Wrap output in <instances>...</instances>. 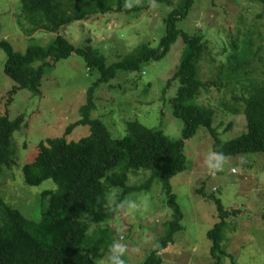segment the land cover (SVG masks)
Returning <instances> with one entry per match:
<instances>
[{
  "label": "rangeland",
  "instance_id": "rangeland-1",
  "mask_svg": "<svg viewBox=\"0 0 264 264\" xmlns=\"http://www.w3.org/2000/svg\"><path fill=\"white\" fill-rule=\"evenodd\" d=\"M180 1L121 0L120 10L114 1V10L72 22L54 33L43 29L31 32L21 0H0V40L24 53L31 45L48 46L60 35L76 48L90 44L100 49L108 64H113L137 52L141 45L157 48L166 31L164 19ZM176 27L202 36L205 43L199 77L211 86L196 103L214 111L212 126L223 143L237 138L246 129L245 118L226 107H232L234 97L241 96L249 84L264 80V6L248 0H194ZM246 42L250 43L251 57L243 69H233L229 58L241 56ZM185 48L178 38L160 60L151 61L139 72L118 73L100 84L94 90L91 118L102 121L113 139L123 138L126 124L134 121L160 130L172 140L181 139L183 122L173 116L169 103L178 82L163 91ZM5 62L6 55L0 49V114L8 112L12 121L23 116L24 126L13 134L14 163L2 171L0 196L28 220L39 221L41 194L57 187L52 180L27 185L22 169L33 161L40 142L63 136L66 128L80 119L79 109L86 103L87 91L98 73L89 71L81 57L71 55L45 68L40 94L20 89L9 100L10 91L17 85L4 74ZM88 134L87 126H77L66 140L77 142ZM212 145V136L203 128L185 141L186 169L170 180L171 193L182 212V229L162 252V264L217 262L210 254L212 242L207 233L219 219L209 195L219 199L230 213L221 233V253H216L219 264H264V153L228 156L224 169L213 175L206 165ZM147 177L144 171L129 174L128 184L140 186ZM112 192L117 202L120 191L111 189L107 197ZM126 200L135 201L137 208L116 211L113 219L100 225L85 218L89 234L98 229L113 232L110 243L100 250L103 257L99 264H104L110 245L117 241L127 244L126 264H143L172 220L168 195L159 181L146 191L126 196Z\"/></svg>",
  "mask_w": 264,
  "mask_h": 264
},
{
  "label": "trees",
  "instance_id": "trees-1",
  "mask_svg": "<svg viewBox=\"0 0 264 264\" xmlns=\"http://www.w3.org/2000/svg\"><path fill=\"white\" fill-rule=\"evenodd\" d=\"M114 1H117L116 10H120L121 0H21L25 19L32 27L30 31L43 29L54 33L72 22L114 10ZM248 1L264 6V0ZM193 2L181 0L178 8L167 15L165 35L157 48L141 45L137 52L113 64H108L100 49L90 44L76 48L60 35L48 46L31 45L24 53L15 51L8 41L0 40V49L6 55L3 72L17 85L10 91L9 100L20 89L40 94L45 68H52L71 55L81 57L89 71L98 73L97 80L87 91L86 103L79 109L80 119L70 124L63 136L40 142L35 158L22 169L27 185L38 186L52 180L57 187L55 191L41 194V219L28 220L0 196V264H99L103 257L100 250L110 243L113 232L98 229L89 234L85 218L95 225L113 219L116 211L107 204L109 190L120 191L119 203L134 192L150 189L155 181L161 183L168 195L172 220L143 264H162V252L182 229V212L171 193L170 180L186 169L185 141L203 128L212 136L213 151H222L227 156L264 153V80L249 84L241 96L234 97L232 107H226L234 114L243 115L246 121L245 131L226 143L217 137L212 126L214 111L196 103L202 92L211 86L199 77L205 43L202 36L189 35L176 27ZM178 38L186 48L163 93L178 82L169 103L173 116L183 122L181 139L172 140L162 131L146 128L136 121L126 124L123 138L113 139L102 121L91 118L95 109L94 90L118 73L139 72L144 65L160 60ZM244 48L241 56L234 54L229 58L233 69L247 65L251 57L250 43L246 42ZM262 60L264 64V58ZM35 63L39 65L35 67ZM22 126L23 116L12 121L8 112L0 114V176L5 167L14 163L13 134ZM77 126H87L89 134L77 142H68L66 137ZM141 171L148 174L144 183L130 186L129 174ZM207 198L214 200L218 212L219 221L207 236L212 242L210 254L217 260L214 264H219L216 253L221 251V233L230 213L224 210L219 199L212 195Z\"/></svg>",
  "mask_w": 264,
  "mask_h": 264
},
{
  "label": "clouds",
  "instance_id": "clouds-1",
  "mask_svg": "<svg viewBox=\"0 0 264 264\" xmlns=\"http://www.w3.org/2000/svg\"><path fill=\"white\" fill-rule=\"evenodd\" d=\"M229 157L222 151H212L206 157V165L211 172L215 175L222 171L228 163ZM235 171V169H233ZM116 193L112 192L108 195V203L112 205L114 211L121 210H134L137 204L133 200L121 201L119 203L115 200ZM127 244L123 242H114L110 245L108 254L104 259V264H126Z\"/></svg>",
  "mask_w": 264,
  "mask_h": 264
},
{
  "label": "built area",
  "instance_id": "built-area-1",
  "mask_svg": "<svg viewBox=\"0 0 264 264\" xmlns=\"http://www.w3.org/2000/svg\"><path fill=\"white\" fill-rule=\"evenodd\" d=\"M231 173H232V174H235V171L232 170Z\"/></svg>",
  "mask_w": 264,
  "mask_h": 264
}]
</instances>
